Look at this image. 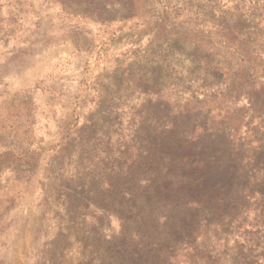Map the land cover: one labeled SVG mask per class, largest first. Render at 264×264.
Segmentation results:
<instances>
[{"label":"rangeland","instance_id":"obj_1","mask_svg":"<svg viewBox=\"0 0 264 264\" xmlns=\"http://www.w3.org/2000/svg\"><path fill=\"white\" fill-rule=\"evenodd\" d=\"M157 123L193 144L229 128V157L259 160L264 0H0V264H264L257 194L197 208L158 189Z\"/></svg>","mask_w":264,"mask_h":264},{"label":"trees","instance_id":"obj_2","mask_svg":"<svg viewBox=\"0 0 264 264\" xmlns=\"http://www.w3.org/2000/svg\"><path fill=\"white\" fill-rule=\"evenodd\" d=\"M240 20L241 18L236 20L233 28L234 26L239 27L240 25L243 28L247 27V25L245 26V24H243V21ZM241 65L243 72L246 73L244 77H247V70H251V63L244 60L241 62ZM218 78H210L207 76L198 77L195 75L187 76L186 80L188 83L184 84V89L189 90V88H193L197 80L202 83L198 84L200 87L205 89L213 88L214 83H209V81L212 80L217 82L219 80ZM240 78L242 79V77ZM221 88L223 87H219L218 89ZM225 88H228V85H226ZM197 116L202 117L201 114H197L194 115L193 118H196ZM207 118L208 117H205V119ZM188 120H190L189 116ZM198 120L199 119H197L196 122H198ZM223 121H226V119L223 118ZM183 122L186 123L184 120ZM210 124L212 126V120H210ZM177 125L179 124L171 123L165 125L162 123H157L150 133L149 137L153 139L154 142L161 144L160 148L156 147L154 149V153L152 156L158 157L157 160L155 159V165L160 166V163L166 161L165 165H167V170L169 172L167 174V179L164 181H159L162 183L165 182L162 185H166L168 187H160L159 183H157V187H159L158 189H162L164 192L168 190L169 195H167V197H171V201H174L176 198L182 199L184 197H187L188 203L190 200H192L191 204H193L197 208H201L202 205L203 208L205 203L204 200L206 198L215 199L219 196H222L223 199H221V201H239L240 199L243 200L247 199V197L249 198L250 195L253 196L254 194H257L260 200L264 203V191L261 190L264 187V152H262V155L260 154V158L257 157L259 160L255 161L254 165L249 163L248 165H245L243 163L244 161H242V157H238L236 161H233L231 157H229L230 154L222 149L224 143H218L219 138L226 139L225 137L231 136L229 134V128H221L218 131H213L212 129H210L208 123H205V125L200 124L201 128L206 134L204 138L206 142L202 144L197 141L196 144H193L192 142L190 143L187 141L192 140V138H189L190 133L186 131L179 132ZM230 133H236V130L230 127ZM162 137L165 138L162 139ZM185 137L187 140L183 139ZM148 152H151V150ZM185 152H188L189 154H184ZM192 156H195L194 161L189 160ZM196 157L199 158L196 159ZM208 157L216 158V160L214 159V167L212 168H208V166L206 165ZM236 162H238V164ZM180 166H182V169L184 167L183 170L189 169L191 170V172H187L182 175L174 173L173 170H178ZM257 171L261 173L259 174L260 177L257 176L256 178ZM252 182L256 186H251ZM257 189L259 191H257ZM178 204L176 205L180 206ZM220 207H225V205L222 203ZM228 208H230V206H228ZM232 208L234 209V207ZM182 209L184 210L183 206ZM192 220L194 222V219ZM199 222L205 221L200 217L197 218V224H199L198 229L201 228ZM203 228L204 227H202L201 229ZM118 250L119 248L115 251H111L110 255L112 256L110 258H112V261L110 259L109 264H139L141 263V261L144 262L143 256L139 255L136 252H116ZM103 262L106 263V260H104ZM103 262L101 263L99 261V263H93V261H91L90 264H104Z\"/></svg>","mask_w":264,"mask_h":264}]
</instances>
